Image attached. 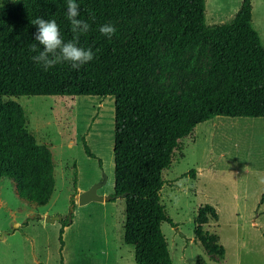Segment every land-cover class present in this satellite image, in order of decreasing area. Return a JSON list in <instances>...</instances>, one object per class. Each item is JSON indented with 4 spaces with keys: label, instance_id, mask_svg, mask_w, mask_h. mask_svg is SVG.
Wrapping results in <instances>:
<instances>
[{
    "label": "trees",
    "instance_id": "trees-1",
    "mask_svg": "<svg viewBox=\"0 0 264 264\" xmlns=\"http://www.w3.org/2000/svg\"><path fill=\"white\" fill-rule=\"evenodd\" d=\"M75 2L79 19L90 24L79 46L95 53L78 70L64 62L45 71L30 50L36 31L31 21L37 17L55 20L61 38L73 40L67 0L0 5V179L12 180L16 196L36 205L46 204L54 189L51 151L27 129L23 109L11 97L112 95L113 195L124 193L139 205V264H173L161 223H176L160 203L159 190L178 140L216 115L264 117V45L252 24L250 0H241L228 21L215 24H205V0ZM117 19L123 29L111 38L100 34L101 25ZM200 42L209 46L207 79L200 85L177 93L151 81L160 45L177 63ZM80 140L84 153L95 157L84 134ZM60 223L61 247L67 221Z\"/></svg>",
    "mask_w": 264,
    "mask_h": 264
},
{
    "label": "rangeland",
    "instance_id": "rangeland-1",
    "mask_svg": "<svg viewBox=\"0 0 264 264\" xmlns=\"http://www.w3.org/2000/svg\"><path fill=\"white\" fill-rule=\"evenodd\" d=\"M240 2L205 0V24L228 21ZM250 3L264 45V0ZM119 24H112L116 32L123 29ZM163 50L160 45L151 77L158 87L188 92L207 79V44L200 42L177 63ZM11 99L21 105L36 141L50 149L55 182L49 201L36 205L16 196L12 180L0 179V264H139L136 201L125 195L77 200L103 175L97 193L113 194V96ZM81 134L95 157L84 153ZM161 173L159 200L176 223H161L173 264H264V117L216 115L197 124L178 140ZM45 210L61 218L46 221L38 215Z\"/></svg>",
    "mask_w": 264,
    "mask_h": 264
},
{
    "label": "clouds",
    "instance_id": "clouds-1",
    "mask_svg": "<svg viewBox=\"0 0 264 264\" xmlns=\"http://www.w3.org/2000/svg\"><path fill=\"white\" fill-rule=\"evenodd\" d=\"M79 16L80 6L75 0H67L66 18L70 21L71 31L74 34L73 40L67 42L61 38L59 25L55 20L37 17L31 21L36 31L33 33L34 43L30 45V50L38 53L32 59L45 71L64 62L70 63L73 69L78 70L93 60L95 53L92 48L79 46V37L90 31V24L79 19ZM98 30L101 35L108 38L116 32V28L110 23L101 25ZM207 264L212 262L208 261Z\"/></svg>",
    "mask_w": 264,
    "mask_h": 264
},
{
    "label": "water",
    "instance_id": "water-1",
    "mask_svg": "<svg viewBox=\"0 0 264 264\" xmlns=\"http://www.w3.org/2000/svg\"><path fill=\"white\" fill-rule=\"evenodd\" d=\"M104 178H105V175H103L102 180L97 181L95 183H92L89 187L80 191L77 194L78 203L82 204V203H86L90 200L103 201V200H108V199L113 198L114 197L113 194L112 195H103V194H98L96 191L97 188L100 187L102 183H104ZM124 195H125L124 193L120 194V196H124ZM60 218H61V215L59 213H56L53 215H45V220L50 221V222H53V221L58 220ZM0 237H2V236L0 235Z\"/></svg>",
    "mask_w": 264,
    "mask_h": 264
},
{
    "label": "crops",
    "instance_id": "crops-1",
    "mask_svg": "<svg viewBox=\"0 0 264 264\" xmlns=\"http://www.w3.org/2000/svg\"><path fill=\"white\" fill-rule=\"evenodd\" d=\"M49 201V200H48ZM49 212L47 211V210H45L44 212H42V213H39L38 215H40V216H43V217H45V215H50V214H48ZM5 236L3 235L1 238H4Z\"/></svg>",
    "mask_w": 264,
    "mask_h": 264
}]
</instances>
